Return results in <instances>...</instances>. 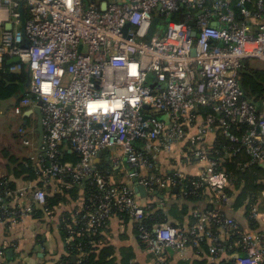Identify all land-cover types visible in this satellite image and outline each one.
Wrapping results in <instances>:
<instances>
[{
    "label": "built area",
    "instance_id": "built-area-1",
    "mask_svg": "<svg viewBox=\"0 0 264 264\" xmlns=\"http://www.w3.org/2000/svg\"><path fill=\"white\" fill-rule=\"evenodd\" d=\"M180 5L197 11L175 20ZM235 5L240 19L230 0H0L6 13L0 24L12 26L2 31L0 63L8 60L11 71L25 67L30 74L11 112L22 116L41 102L43 141L29 157L45 164L41 187L30 182L16 188L7 195L9 204L0 194V223L31 214V202L19 203L26 192L43 206L48 185L62 192L92 178L99 192L95 202L73 217L85 231L105 225L117 207L137 223L139 239L154 254L152 264H164L168 249L184 250L205 240L212 242L211 255L217 258L225 247L209 223L220 220L218 212L195 214L196 222L186 229L171 224L149 229L134 184L151 191L183 183L186 176L180 172L156 173L151 151L169 152L187 140L190 154L203 163L194 188L208 184L213 198L224 200L227 176L215 170L211 146L204 144L215 129L236 145L232 154L243 149L264 167V99L259 105L246 99L238 76L245 60L264 61V0H236ZM154 19L158 24L148 38ZM15 57L19 61L11 62ZM200 106L211 111L201 117L196 114ZM199 117L197 132L188 137L187 128ZM23 125L24 120L22 136L28 133ZM110 147L125 159L131 185L110 184L94 169L95 157ZM64 149L79 160L60 163ZM221 226L236 230L232 217H224ZM240 241L243 254L234 264H264V232L243 233ZM5 262L0 245V264Z\"/></svg>",
    "mask_w": 264,
    "mask_h": 264
},
{
    "label": "trees",
    "instance_id": "trees-1",
    "mask_svg": "<svg viewBox=\"0 0 264 264\" xmlns=\"http://www.w3.org/2000/svg\"><path fill=\"white\" fill-rule=\"evenodd\" d=\"M236 0H230V3L235 10L236 18L240 19L239 11L235 5ZM195 13L197 9L191 6L187 9L183 5L177 13L173 14L175 20H182L185 12ZM10 63L8 60H4L0 63V111L4 102L13 101L14 104L18 103L22 98L24 91L28 87L30 74L27 68L23 67L20 71H11L9 69ZM239 83L244 92V97L255 105H259L264 99V68L263 69H253L248 64V59L243 62V65L238 73ZM209 107L200 106L197 108L196 114L203 117L206 113L210 112ZM29 123H25L23 126H27ZM216 130V137L211 146V157H214L217 165L216 171L222 172L227 176L226 183L224 185L225 200L223 203H229L228 198L233 196L232 205H230L235 210H240L243 208V214L249 220V226L251 230H260V221L256 219L255 215L257 210L254 212V205L256 203L257 194L264 190V167L261 163L252 162L251 158L247 153L240 149L235 153H231L233 147L236 145L232 144ZM65 147V143L63 145ZM138 146L144 148L142 142H138ZM187 156L192 161H198L190 154V151L185 145L184 149ZM2 156L6 160V166L8 169V174L0 178V194L3 198L2 202L8 203L10 198L7 196L8 193L14 191L18 186V181L22 182H32L34 188L42 186L41 171L45 165L43 161L37 159H31L27 157H19L8 149L2 148ZM79 160V156L75 152H70L68 149H64L59 157L58 161L72 162L75 163ZM101 174L105 176V169L100 168ZM197 175L186 176L184 186L186 187L187 193H185L182 198L184 210L191 208L193 210H199L198 213L214 210L215 203H204L202 196L205 193L206 196L212 198V193L208 187V184H204L201 188H194L193 181H195ZM46 201L45 204L37 205L33 203L31 213L33 216H41L46 212L55 211V209L60 204L74 203V207H70L61 213V230L63 236L67 239L66 242L68 246V254L61 257V261L56 264H134L133 262V252L130 248L126 247L121 251V257L119 260L114 256V246L109 242H103L104 232L108 228V221L105 225L99 226L96 230L85 231L81 223H77L73 217L76 210L83 208L86 210L90 205L95 202V197L98 195L97 183L92 178H87L84 183L73 184L69 189H65L62 192L54 191L52 185L46 187ZM234 190H237L234 192ZM83 198L81 202V207L77 208V201L80 198L79 194ZM151 195L160 196L163 195V190L159 188H154L150 191ZM213 200V199H212ZM144 209L143 223L147 225L149 229L167 225L166 221L163 219L164 213L160 209H155L153 205H142ZM228 207L221 209L219 215L220 220H211L209 226L213 231L217 232L218 227L221 226V221L226 217ZM194 212V211H193ZM117 215L123 221L132 220L127 210H121L114 207L112 210V215ZM229 215V214H227ZM264 218V215H262ZM231 217V216H230ZM234 219V218H233ZM197 220L195 214L191 213L189 222L182 227L180 225L171 224L179 229H186L193 225ZM170 224V223H168ZM236 230L240 233L241 228L238 223H236ZM136 238L142 246L145 244L138 237V227L137 223L134 222ZM72 230V233H71ZM235 230V231H236ZM262 233V231H259ZM264 232V231H263ZM236 238H241V235L235 233ZM205 241L200 242L203 244ZM224 245V242H223ZM205 249H207L204 243ZM146 247V246H145ZM224 247H226L224 245ZM219 257V256H218ZM78 259L80 262H78ZM234 259L230 258L222 260V264H234Z\"/></svg>",
    "mask_w": 264,
    "mask_h": 264
},
{
    "label": "crops",
    "instance_id": "crops-1",
    "mask_svg": "<svg viewBox=\"0 0 264 264\" xmlns=\"http://www.w3.org/2000/svg\"><path fill=\"white\" fill-rule=\"evenodd\" d=\"M0 16L2 19L6 18L5 10L0 9ZM7 23L2 22L0 24V38L2 31ZM1 40V39H0ZM2 105L0 111V117L3 113L7 112L9 108L12 109L13 101L5 102ZM29 109H34L30 107ZM27 109V110H29ZM26 110V111H27ZM21 123L24 120L25 123H29L28 127L29 141L32 145V149L25 155L19 157H27L30 155H36L39 152L40 144L39 132L37 131V114L35 111H28L24 116L17 117ZM200 117L196 119L192 126L187 128V135H191L197 132V127L200 122ZM216 131H213L204 144L210 146L215 140ZM32 141V142H31ZM43 141V139H42ZM187 140L174 145L171 151H151V158L155 162V172L158 174H173L180 172L183 176L198 175L201 172L203 166L202 162L191 161L187 156L185 144ZM2 145H0V178L8 174L6 166V160L2 156ZM119 149H105L101 151L94 159V169L101 172L100 168L105 169V178L108 183L113 185L126 184L131 185L132 180L127 177L126 163L123 156L120 154ZM11 152V150H9ZM18 156V153L12 152ZM120 161L118 165L115 161ZM264 171V170H263ZM28 182L18 181V186H26ZM176 188V189H175ZM163 195L154 196L147 190L146 194L136 193L137 201L141 205H153L155 209L163 211V219L166 224L186 225L189 222L191 213L197 214L199 210H193L188 207L184 210L182 198L187 193L184 184H179L173 187L162 188ZM237 190H234L236 192ZM212 193V192H211ZM80 198L77 201V208L81 207L83 198L81 193ZM204 203H215L214 211L220 213L221 209L228 207L226 217H232L239 224L241 231L238 233V229L231 230L227 227H218L217 233L219 238L224 242L226 246L224 251L219 254V257L213 258L210 251L212 242L205 240L207 249H205L204 243L198 245H187L184 250L168 249L164 252V264H222V260L230 258L236 259L239 255L243 254V247L240 238L234 236L235 233L242 235L248 232L264 231V190L257 194V199L254 207L256 212V219L260 221V230H251L249 220L243 214V208L240 210L229 209L232 205L233 196L228 198L229 203H223L221 201L210 196H206L204 193L202 196ZM213 199V200H212ZM31 201L30 193L26 192L20 198L21 204H29ZM74 203L60 204L55 211L44 213L43 215L33 216L29 213L22 220H8L6 223H0V245H2L6 251V264H56L61 261L62 256H66L69 252L66 244L67 239L64 238L61 230V213L74 207ZM194 211V212H193ZM229 214V215H227ZM135 226L133 220L123 221L117 215H112L106 232H104L103 242H109L114 246V256L117 260L121 257V251L126 247L130 248L133 252L134 264H152L154 260V254L149 251L145 246H142L136 238ZM10 251V255H9ZM62 262V261H61Z\"/></svg>",
    "mask_w": 264,
    "mask_h": 264
},
{
    "label": "rangeland",
    "instance_id": "rangeland-1",
    "mask_svg": "<svg viewBox=\"0 0 264 264\" xmlns=\"http://www.w3.org/2000/svg\"><path fill=\"white\" fill-rule=\"evenodd\" d=\"M158 27L163 28L164 23L160 22ZM248 64L253 69L264 68V61L259 58L248 59ZM4 103L3 105H5ZM11 110L12 109L9 108L8 111L3 113L0 117V145L5 149L11 150V152L18 153V156H22L32 149V145L30 141L28 144L23 142L24 138L29 139V135L26 134L22 136L19 134L20 121L17 118L18 116L11 112Z\"/></svg>",
    "mask_w": 264,
    "mask_h": 264
},
{
    "label": "water",
    "instance_id": "water-1",
    "mask_svg": "<svg viewBox=\"0 0 264 264\" xmlns=\"http://www.w3.org/2000/svg\"><path fill=\"white\" fill-rule=\"evenodd\" d=\"M104 7H105V3L102 4V9H104ZM20 12L22 13V8L21 7H20ZM23 24H24V18L22 17V25ZM157 24H158V19H154L152 21V25H151L150 31L148 33V38L152 35V33H153V31H154V29H155ZM5 27L7 29H10L12 26H11L10 23H7L5 25ZM17 61H19L18 57H15L14 59H12L11 62H17ZM40 104H41V102L38 101L37 105L34 106L33 110L29 109V110L25 111L22 116H24V114H26V112H28V111H30V112L35 111V113L37 114V122H36L37 131L39 132V141H40V144H41L42 139H43V127H42V114H41V111H40V108H39ZM109 149H115V148L114 147H110ZM134 190L136 191V193H141V194H146V192H147L146 188L143 185L138 184L137 182H135V184H134ZM9 255H10V251H9Z\"/></svg>",
    "mask_w": 264,
    "mask_h": 264
}]
</instances>
